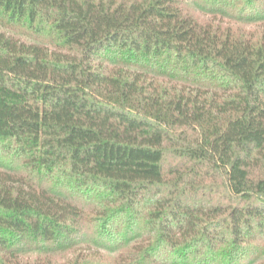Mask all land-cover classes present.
Masks as SVG:
<instances>
[{"label":"trees","instance_id":"obj_1","mask_svg":"<svg viewBox=\"0 0 264 264\" xmlns=\"http://www.w3.org/2000/svg\"><path fill=\"white\" fill-rule=\"evenodd\" d=\"M0 264H264V0H0Z\"/></svg>","mask_w":264,"mask_h":264}]
</instances>
